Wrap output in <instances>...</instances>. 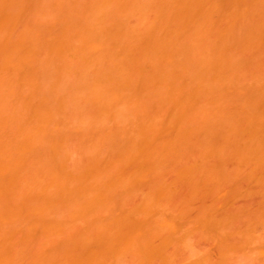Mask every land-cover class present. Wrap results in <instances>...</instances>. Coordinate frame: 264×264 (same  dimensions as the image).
Listing matches in <instances>:
<instances>
[{
	"label": "bare ground",
	"instance_id": "1",
	"mask_svg": "<svg viewBox=\"0 0 264 264\" xmlns=\"http://www.w3.org/2000/svg\"><path fill=\"white\" fill-rule=\"evenodd\" d=\"M10 1H12V0H0V23L2 25L6 24L7 26L5 25V27H8V28H6L8 30H9V27L12 30V28H11L12 26H14V25L17 26L16 24H18V21L20 23V17L23 13V10H21L20 7L23 8V7H25L24 3L26 5L29 3V2H27V0H22V1L19 0L20 3L18 2L19 5L17 6L16 9H20V10L17 11L14 8L17 5V0L16 1L13 0L12 2H10ZM24 1H26V2H24ZM115 1H118V0H115ZM121 1H123V2L120 3V5L124 4L122 9H124V7L126 9V7L128 6L130 8V11H131L132 8L129 5L133 4V7H134L135 3H132V2H134L132 0H121ZM121 1L119 0L118 3ZM129 1H131V3L127 4V2H129ZM137 1H135V2H137ZM154 1H156V3L158 4V5L156 4V6H158V8H159V9H157V7H156V10L154 9L155 10L154 13L156 14L158 19L159 18H161V19H159V23H157L156 21L151 22V20H150L151 24L147 20L146 21L149 24H145L144 20H143L144 24L142 23V21L139 22L138 23L139 27H141L140 24L146 25L145 27L143 26L144 29L143 28L140 29V31H142V29H143V32L137 31L138 27H136L137 28L136 30L133 27L134 30H132V32L128 33V36H125L126 33L128 32V30H126L127 26L122 27L123 23H121L119 21L118 26L120 25L119 23H121L120 26L122 28L120 27L119 28L120 30H115V29H118V26L116 27V25H117V23H116L117 20H116V22H115L116 25L115 26L113 25L114 28H112V29H114V31H111V32L108 30V28L106 29V27H104V26H103L104 29H103V27L101 29H99V27L102 24L99 27L97 26L98 28H96V26L93 25L94 27L92 26L93 27L92 28L90 26V24L92 23L91 21L89 24L90 28H88L87 26H84V25H87V24H84L83 26L86 28L85 29L83 28L81 30L80 25H77L78 24V22H77L76 25L79 26L78 28H80V30L82 31L81 32L78 29L79 30V33H78V32H76L78 30L75 31V28H74L72 22H71L72 25L69 22V25H71L73 27V31H75V33H76L74 35L73 34L74 32L70 31V30H72V29H70L71 26L69 27V25H67L68 24L67 21H65L67 23L66 25L69 27V31L71 32L70 37H72V34L74 35V37H76V35L77 36L81 35L79 38V41H78V39L73 37L76 40H72L71 41L72 43L68 44V46H67L66 43L68 42V40H67L68 38H66V34L64 33V32H66L65 29L68 28V27H66L64 29V32L62 31L63 29L56 30V32L57 31L61 32V35L64 33L62 35V37L59 36L61 38H64L65 41L62 39L64 42L60 39L57 40L55 37H50L52 35H50L48 38L49 33L47 35V38L49 40H51L53 38L51 40V42L55 46L52 43H51L52 44L51 45V44L43 42L44 45H46V44L49 45V46L46 45V47H48V48H46L44 50H46V51L48 49L50 51L56 50L61 55H63L62 53H64V52H61V51H63L62 48L66 44L67 49L64 46V50H65L66 54L68 52H70L71 49H72L71 52L76 54V56H75V54L73 55V54L69 53L68 54L69 59L71 57L70 55H72L71 60H73L74 56H75L76 58H80V61L81 60L83 61V63L81 62L83 65H87V67L89 66V68L91 65H93L92 66L93 68L92 67L91 68L94 70V72H96V74H94V76H95L93 79L94 82L92 83L93 84L92 87H95L94 91L92 93L93 94L92 98H94L95 103H98L96 105H99V106L102 105L104 110H105V108H107L106 110L113 109V110H111L112 113L113 112L115 113V111L118 110V112H116V114H118V113H123V115L125 113L129 114V116L128 115L126 116L127 117L126 119H124L125 117L123 118L125 121L131 116L132 112L134 113L132 115V117L135 118L136 123H135V120H133V118H129V119H131V121H129V119H128V124H125L127 126H126V128H124V132H122V130H123V129H121L122 126H121V128L119 127L121 129V132H122V133L121 132L120 133L123 135L125 134L124 139H126V137H127V140L119 141L121 139L118 140V138H116L117 136L114 137V138H116V139H114L116 141H113V145H114V143L120 142L116 146V147H118L120 145V147L118 148V151H117V152H119V150H120V152H119L120 154L119 153L117 154L116 153V150H117L116 147L115 148L113 147L114 149H112V150H114V152L117 154L116 155L117 159L115 160V158H116L115 157L112 160V162H109V163L113 164V162H115V163L119 162L117 164V166H119V164H121V165L119 166L120 168L119 167L117 169L115 168L117 170V171H115V173H112L113 176L115 177V179L109 178L110 176H108V170L114 171V170H112L113 168L109 169L110 164H108L109 168L106 167L107 165L105 166L107 168V171H106L107 172L106 177H108V178H106L107 181H109V182L112 181L111 182L112 186L113 185L116 186V183H117V186H118V184H121V186L129 185L131 188V186H134L135 184L140 183L141 181H144V179L147 178V176L149 177V175L151 176L153 173H157L160 175L161 174L160 172H162V171H164V169H166L167 164L169 162L175 161L176 162V168L174 166H172V169H176V171L174 170V172H175L178 180L188 181L195 186H198L200 184L206 185L208 183H213V182H215L216 185H217V183H220V182H221V184H218V185H222L223 182H225L224 184H229L230 180L233 179V178L230 179L232 174H234L233 176H235V172L236 173L239 172L242 167L247 169V171H248L247 177H248L250 183L256 182L258 179V171H260L264 167V63L259 62V56L262 57L261 53L263 52L262 50L264 48L263 47L264 46V0H158L160 2H158L157 0H154ZM14 2H15V6L13 4ZM150 2H153V0L152 1H149V0L143 1L142 0L139 3H137L138 5L136 8H138L139 13H141L142 11H143L142 14H144L145 12L148 13V10H149V13H151L150 8H148L151 4ZM11 3H12V5H11ZM21 3L23 4V6ZM110 3L112 4V0H102V3L101 4L99 3V4H100V7H102V5H103V7L104 6L108 7L110 5ZM118 3H116V4H118ZM114 4H115V2H113V5ZM6 5H8V6H6ZM12 6H14V7H12ZM31 6H27L28 8H26V7L25 8L27 10H29V9H31ZM117 6H119V4ZM121 6H120V8H121ZM154 6H155V4L153 6L151 5V7H152L151 11H154L153 10ZM9 7H12L11 9L14 8L13 9L14 11H10V9H7ZM25 8H23V9H25ZM147 8H148V10L144 12V10ZM26 9L24 10L23 15L25 14ZM117 9H116V11H117ZM125 9H124V11L123 10L122 11L124 12V14H127V13H125V11H126ZM7 10H9V11H7ZM89 10H90V8H89ZM101 10H103V9L101 8ZM134 10L133 11H134L135 15H133V12H132V14H131V15H133L132 17L140 15L138 13H135V12H137L136 11L137 9H134ZM16 11L19 13H17ZM106 11H108V10H106ZM122 11L119 10V12H116V13H121L120 15L122 16L123 15ZM14 12H16V13L14 14ZM127 12L129 13L127 15H130V12L128 10H127ZM154 13H153V15H154ZM101 14H104V12ZM120 15H117V16H120ZM148 15H146V17ZM153 15L150 14L151 17H153ZM142 16L143 15H141L139 18H142ZM16 17H18L19 19ZM26 17H27V15H26ZM139 18L137 19V17H136L137 20H142ZM148 18H145V19H148ZM27 19H29V17ZM154 19H155V15L152 18V21ZM158 19H157V21H158ZM62 20H64V18L61 19L60 21H62ZM73 20H75V19H73ZM8 21L11 22L12 24H10ZM29 21H30V19H29ZM29 21H27V23ZM60 21H59V23H60ZM8 23L10 25H8ZM22 23H20V24H22ZM1 24H0V26H1V28H3ZM74 24H75V22H74ZM113 24H114V22H113ZM134 24H136V26L138 25L136 22ZM153 24H156V25H153ZM19 25H18V27H19ZM66 25H64V26H66ZM18 27H16V28H18ZM81 27H82V25H81ZM1 28H0V32L3 30V29L1 30ZM131 28H132V26H131ZM14 29H15V27H13L12 31H14ZM27 29H31V31L30 30L27 31ZM123 29H125L126 32L121 31ZM127 29H128V27H127ZM29 31L32 32V28L29 27V25H28V28H26V26H24V36L26 35L27 32L29 33ZM33 31L39 32L38 30H33ZM69 31H68V34H69ZM129 31H131V30H129ZM3 32L5 33V29L1 33L5 36V34L7 32L5 34ZM21 32H22V28H21ZM121 32H122V34H121ZM12 33H14V32H9V34H7L5 37L7 39H8V37L10 38L9 35H11ZM35 33L36 32H32L31 37ZM1 34H0V36H1ZM42 34H43V32H42ZM42 34H41V36L43 37ZM12 35H11L12 40L15 43L17 42V44L19 43V46L21 44V47H23L22 43L24 45V42H27V40L29 39L28 42L26 43V44H29L30 39L34 38V37L31 38L29 36H28L29 38H27V36H25L27 38V40L25 39L26 40L25 41L24 36L21 34L22 36L21 35H20L21 37L17 36L16 38L18 40L15 38L16 39V41H15L13 39L14 36H12ZM27 35H29V34H27ZM53 35H55V33ZM35 36H36V34H35ZM56 36H58V35H56ZM39 38L40 37L38 36L37 39H39ZM41 38L38 41L40 43H38L36 39L34 41H35V43L37 42L38 44H40V48L43 49L41 47V41H42ZM43 38H44V40L46 39L45 36ZM73 38H71V39H73ZM5 39H3L2 37L0 38V40L3 44H6V41L8 42V40H11V39H8V40L7 39L5 40ZM3 40H5V41L3 42ZM53 40H56V41H53ZM13 41L11 43L9 41V43L6 44V45H8V48L11 46ZM34 41H32V42H34ZM76 41H78L77 45H74V43ZM32 42L30 44H32ZM2 43H0V44H2ZM9 44H10V46H9ZM30 44L27 45V48L26 47L25 48H19V46L16 45L18 48V51H19V49L21 50V52H22V54L20 53L21 55L24 54L23 53L24 49H26L25 53L28 52L27 50L29 49L28 47L30 46ZM44 45H42V46L44 47ZM16 46H14V47H16ZM35 46L33 47V45H31V47H33V48H35ZM56 46L58 47L59 50L56 49L57 48ZM36 47L38 48V50H36L37 48L33 49V50H32V48H30L31 50L28 53L33 52L35 50V53L37 54V52L39 51V46H36ZM49 47H51L52 50ZM53 47L55 50L53 49ZM8 48L6 46L5 47L3 46L2 49H7L6 52H8ZM11 48H9L10 49L9 52L11 50L13 51V49H11ZM22 49H23V51H22ZM68 49H70V50H68ZM0 51H1V53L3 52L2 50H0ZM14 51H13L14 53H17L16 49ZM46 51H44V52H46ZM53 51L50 54H53ZM48 52L46 54H48ZM57 52H55V54ZM76 52H78V53L81 52V53L78 56L77 55L78 53H76ZM17 54H15L16 55L15 57L19 59V56H21V55L18 54V57H17ZM55 54H54V56L58 55V53L56 55ZM1 55L2 54H0V56ZM7 55L10 57L12 62L16 61V60L18 61V63L16 62L18 66H16V63H15L16 67L13 65L14 62L11 63L13 65L12 68L17 69L19 67V69H17L15 71V73L16 72L18 73V75H17V73L15 74L17 76V79H15L14 76H11V74L14 75V73L12 71H10V69H8V68H10L9 65H8L9 67H5L4 69L1 70V67L3 68V64L1 65V63H2L1 61H3V58H1V57L6 56L5 54L0 57L2 59V60L0 59V62H1L0 63V71H1L0 75L4 74L5 69H8L9 70L8 74H7V70H6V73H5L6 75L4 74L5 75L4 77L6 78V76H8V77L10 76V78L7 77L8 80H11V77H13L12 79H14L16 81H14V80H12V81H13V83L16 84L18 81H22V79H23L22 77H25L29 73L27 74V73L21 72V71H23L22 69L25 68V66H23L25 61L24 62L22 61V64H21V63H19L21 61H19L18 59L12 60V56H10L9 54H7ZM12 55H14V54L12 53ZM29 56H30V54H28L27 58ZM31 57L34 58V56H32V55H31ZM31 57H30V60H31V62H33L32 61L33 59ZM59 57L62 58L63 56L62 57L59 56ZM65 57L67 58V55ZM5 59L6 60H4V61L6 62L7 59H9V58L5 57ZM25 59H26V57H25ZM25 59H23V60H25ZM27 60H29V59H26V63H28ZM66 62H67V59H66ZM101 62H102V64H100ZM103 62H104V66H103ZM26 63H25V65H26ZM20 64L22 65L23 68H20ZM99 64L102 65V66H100V68L102 67V69H99V71H98V69L96 70V68L99 67L98 66ZM4 66H6V65H4ZM30 67L31 66H29V69H28L29 71H31ZM24 71H25V69H24ZM20 74H25V76L20 77L19 76ZM0 77L2 79L4 78L3 76H0ZM19 77H20V79H19ZM1 78H0V82L2 80ZM8 80H6L7 83H8ZM12 81H11V84H13ZM4 82L5 81L1 82V84H0V87H1L0 93H2L1 95L3 96V98H5L8 95V94L4 95L6 92L2 91V90H5V88L3 89V87H5V85H6V87H8L7 83H4ZM9 83H10V81H9ZM23 83H25V81L20 83V84H23ZM2 85H4V86L2 87ZM11 87H12V85H11ZM11 87L9 86L8 88H11ZM7 90L8 89H6V91ZM11 90H13V89H11ZM3 92H5V93L3 94ZM13 94H11V95H13ZM23 95H24V93H23ZM30 97H31V95H29V98ZM25 99H26V97H25ZM27 99H28V96H27ZM27 99H26V102H24L25 100L23 101V105L29 103V101L31 100V99L30 100L29 99L27 100ZM0 100L2 102V97L0 98ZM5 100H7V102H8V100H10V99H5ZM10 101H9V104H12V103H10ZM3 102H4V100H3ZM106 104L108 105L107 107H106ZM110 104H113L114 107L110 106ZM29 105H30V103H29ZM32 105L34 106V104H32ZM32 105H31V107L29 106L30 109L33 108ZM104 105H105V107H104ZM156 105H159L157 110H156L157 107H155ZM2 106H4V104ZM2 106H0V108L2 109V111L0 109V112H1L0 117H2V115H3L2 112L3 113L5 112V110H4L5 108L3 109ZM11 106L9 107V109L11 108ZM28 106H27L28 109L24 108L25 111H29ZM109 106L111 109L109 108ZM122 106H123V108L127 106L126 108H124L125 110L127 108L129 109V107H130V109H132L131 110L132 112L129 113L128 110H126V112H124L125 111L124 109H123L124 111L122 112L121 111ZM22 107H25V106H22ZM102 107L100 106V109ZM117 107H118V109H117ZM151 107L153 108V110H152L153 112L149 111L151 109ZM35 108H36V106H35ZM97 108H99V107H97ZM164 108H168L167 109L168 112L166 111V109H165L166 112L164 111L166 116L163 114L162 109H164ZM12 109L14 110L13 106H12ZM36 109L39 110V108H36ZM36 109L33 111H36ZM13 110L11 111V114L15 113V111H13ZM33 111L31 109V112H29V113L34 115V117H36V114H37V117H38L39 112L37 113V111L36 112H33ZM41 111H43V110H41ZM161 111H162L163 115L161 114ZM7 112H10V111L8 110ZM11 114L9 113V115H11ZM26 114H28V112H25V114H22L20 116H25V117L28 116L29 120H31L29 117L33 118V116H31L30 114H28L27 116H26ZM45 114H46V112H45ZM15 115H17V114H15ZM43 116H45V115H43ZM47 116H50V115H47ZM47 116L45 118L41 117L40 120L38 118H34V119L36 121L38 119L41 123L44 119L47 118ZM9 117H10V123H12L16 118L15 116H13L14 118L12 119L11 118L12 115ZM9 117H8V114L6 115V117H5V115H3V118H6L5 120H7ZM116 117L120 118V116H118V115ZM116 117H115V119H117ZM48 118H50V117H48ZM11 119L13 121H11ZM20 119L21 118H19V120ZM28 119L26 118V121H23V123L29 121ZM34 119L32 120V122L34 121L32 123V125L34 124L33 126L35 128V125H38V123L35 124L36 121ZM41 119H42V121H41ZM138 119H139V121H138ZM5 120L3 122H6ZM16 120L18 123V121H19L18 117L16 118ZM45 121H47V120H45ZM118 121H119V119H118ZM3 122L0 121L1 127H2L1 123L3 124ZM7 122H9V121H7ZM14 122H16V121H14ZM47 122H44V123H47ZM50 122H52V121H50ZM116 122H117V120H116ZM20 123H21V121H19V124ZM44 123H42L43 126L41 124H39L38 125L39 128L44 127L45 126ZM131 123H133V126ZM7 124H5L4 126L9 127L10 124L9 125H7ZM13 126H15V125H13ZM18 126L21 127V125L17 124V128H18ZM23 126L24 125H22V127ZM117 126H120V125L117 124ZM117 126H116V128H117ZM22 127L20 129H24L25 126L23 128ZM104 127H105V125H104ZM130 127H134V128H130ZM3 128L4 127H2V129ZM27 128L25 127V129H27ZM30 128H32V132H30V130H29ZM36 128H37V126H36ZM44 128L46 129V127H44ZM127 128H129L130 130H128ZM6 129L7 128H5V130L0 129L1 131H5L4 133L0 132L1 134H3V136L7 133ZM29 129H27V130H29L28 132L30 134L32 133L29 136H31L30 138L33 140V138H34L33 136H35L36 131L34 132L33 127H29ZM50 130H52V129H50ZM117 130H118V128H117ZM117 130H116V132H117ZM19 131L20 130H18L17 133L15 132L17 134V138L20 135L19 134L20 132H22V135H20V137H23V139H24V136L28 138V135H27L28 132L25 134L26 130H25V132L24 131L19 132ZM37 131H38L37 133L41 134V136H42V133L40 131H42V132L44 131V133H46L44 129L43 130L40 129V131L38 129ZM127 131H129L130 133ZM23 132L25 135L23 134ZM33 132H34V135H33ZM116 132H115V134H116ZM125 132H127L129 134V136H127V133H125ZM11 133H13L14 137L16 136V134H14V128L12 129ZM37 133H36V135H37ZM120 133L117 132V134H120ZM8 134L10 135L9 132H8ZM39 134H38V136H40ZM62 134H63V132H62ZM113 134L114 133H112V135ZM0 136H2V135H0ZM6 136H7V134H6ZM38 136H35V137H38ZM7 137H9V136H7ZM14 137L13 138L10 137L11 138L10 142L14 139ZM40 137H38L39 138L38 142H40V140H41ZM4 138H5V136L3 137L2 141H0V145L3 146V143H5V140H6V143L4 144V146L7 144L5 147V149H6L10 142L8 143L7 141H9V140H7L6 138L4 140ZM17 138H16V140L19 142L22 139L21 138L18 140ZM27 138L24 139V141L25 140L28 141ZM38 138H36V140H38ZM41 138H43V137H41ZM23 139H22V142L20 144L19 143L16 144V145L19 144L18 145L19 148H17L18 146L13 145V143L17 142L15 140H14L15 142L12 141L13 143L9 144V147L6 149L8 151L4 150L5 151L4 152L3 147L1 148L2 152H0V153L1 154L4 153V155L5 154L6 155L5 156L0 155V156H2V157H0L1 159L4 160V158H5V160H4L5 163L2 162L3 160L2 161L0 160V162L2 164L9 163L7 165L9 167L13 166L12 168L11 167L10 168L14 172H15V169H17L16 171L19 170V172H20L21 170L18 169L17 166H19V168L22 166L24 167V165L21 166V163H26V161L21 162V160H19V159H24L23 156H21L22 158H19V155H20V151H22V149H24L23 147L27 146V145H25L26 141L24 142ZM108 139H109V137H108ZM32 140H31V143L27 142V143H30L31 146H33ZM112 140H113V137L111 138V141ZM128 141H129V144H128ZM23 142H24V144H22ZM38 142H36V143L38 144ZM50 142H51V139H50ZM53 142L55 143V141H53ZM121 142H123V143H121ZM122 144H124V145L126 144V146L124 147V145H122ZM113 145H111V146H113ZM127 145H129V146H127ZM31 146H28L27 148H29V147L31 148ZM14 147H16L15 150L17 149V151H15V152L17 154H19L17 156V158L14 160L17 161V159H18L21 162L20 164H18L19 162H16L13 160V158H15V157H12L11 154L14 155V152H11V154L9 153ZM20 147H22V148H20ZM54 147H56V145ZM10 148H11V150H10ZM48 148H49V146H48ZM64 148H65V146H64ZM123 148H124V150L122 152ZM18 149L19 150L21 149V150L18 152ZM34 149L35 148L33 147V150H32L33 152H34ZM53 149H55V148H53ZM51 150H52V148L50 146V151ZM27 151L29 154H30V152H32L28 149H27ZM27 151H25V149H24V152H26L24 154L27 155ZM110 151H111V149H110ZM53 152L55 153V151H53ZM22 153H23V151L21 152V154ZM185 153H190L191 156H193V154H195L197 156V158H195V160L192 159L191 161L182 163L178 160V158H179V156H181ZM7 154L9 155V160H8ZM52 156H53V154H52ZM96 156H97V153H96ZM108 156H109V154H108ZM110 156H112V155H110ZM114 156H112V158ZM106 157H107V155H106ZM228 157H230L234 160V164H235V168H236V171L234 173L233 172L231 174L229 173L230 178H229V175L225 174L226 172H224V170H226V169H223L224 167L222 168L223 164L221 163V160L223 158H228ZM10 158L14 162L11 161V163H10L9 162L11 160ZM25 158H26V156H25ZM54 158L56 159V156H54ZM6 159H7V161H6ZM101 159H103V158L101 157ZM101 159H100L101 162L99 165L103 167L104 165H101V163H102ZM58 160H59V157H58ZM59 161H60L59 163H61V160H59ZM103 161H106L105 158L103 159ZM108 161H110V159ZM53 162H54V164H53ZM55 162H57V160L54 161V159H53L51 164H53V165L58 164ZM91 162L92 163H90V161H89V163L92 164L93 167H91V166H89V167H91V169L93 168L96 170L95 171L93 170L94 171L93 172L89 167H87L88 173H83V172L80 173L78 171L79 174H81L80 177H79L78 173H77L78 175L76 174V176H75V174H73V176H74L73 177L72 173L74 171L71 173L69 170V172H70V174H69L68 171H65L66 170L64 168L65 165H64V167H61V165L58 164L60 166L57 165L56 167L52 166V168H50L52 173H53L52 170L54 168L55 169L57 168L56 170L59 171V173H57V171L54 170V173L52 176L55 179L52 176H49L50 175V173H49L50 169L48 172V174H49L48 177L51 180L53 179L54 182H52L50 179H47L48 180L47 181L48 183H47V182L43 181L42 178H40L42 176H39V178H38L39 180H36V179L35 180L38 182L41 179V181L43 183H45V185H44L45 189L47 188L48 185L50 186L51 183H49V181H51L53 183V187H52V185H51V187L54 188L56 186L57 189L56 188L55 189L59 190L58 193L67 187L66 189H64L65 191L63 190V194L66 192H67V194L68 193L71 194L73 197L71 195H68L71 197H67V198H70L71 200H72V198L75 199L74 195L76 193H74V195H73V192H75L77 190L76 187H78V191L81 190L83 192L79 191V194L77 193L79 197L75 195L76 199L79 198V200H81L83 198L85 201V202L83 201L84 204L88 202L85 199L87 196L86 193L88 192V190H85V189H87V187H88L89 191H92L95 187L93 192L96 191L95 192L96 194L92 197L90 196L91 194L88 195V197L90 196V198H88V200H89V204H91V207L86 206L89 204H85V205L82 204L81 205V201L83 199L81 201H79L80 202L79 204L83 208V212L86 209L92 208L91 210L87 211V212L91 211L90 212L91 215H89V216L92 218V215L95 214L94 212H97L100 208L103 210L102 204L99 203V199H100V202H102V199L104 200V198H105L102 194L103 190L112 188V186H111V184H109V182L107 183V181H105L106 179L104 180L105 182L102 181V179H104L105 176H104V178H102L103 175L101 173H100L101 180L98 179V181H102V182H99V183L97 182L96 178H97V176H98V178H100V175L99 174L98 175L97 174L92 175V172L95 174L98 172V170H99V172H101L102 170L100 171V169L104 168V170H105L106 168L105 167H103V168L99 167L97 170V168H94V163L96 161H94V162L91 161ZM98 162H96V164ZM13 163L15 164V166ZM103 163L106 164V162H103ZM122 163L124 165H122ZM10 164H12V165H10ZM49 164H50V162H49ZM62 164H63V162H62ZM7 165L4 166L6 169L3 167V165L0 166V168L1 167L4 168V170L2 169V172L0 173V179H1L0 182L2 184L6 181L7 176L9 179L13 178L15 176L14 172L12 173V170L9 169L7 167ZM49 166H48V168H49ZM115 166L116 165H114V167ZM121 166L127 167V168L125 169ZM59 167H60V169L64 168L65 170H63V169L59 170ZM96 167H97V165H96ZM84 168H86V166H84ZM235 168H234V170H235ZM7 169H9L11 173L10 172L7 173V171H9ZM68 169H69V167H68ZM127 169H129V170L127 171ZM5 170H7V171H5ZM120 170H122V171H120ZM0 171H1V169H0ZM3 171L6 172V174ZM45 171H46V169H45ZM61 171H63L62 172L63 174L61 173ZM76 171H75V173H76ZM89 171H91V174H89L90 173ZM124 171H127V172H124ZM84 172H87V170L84 169ZM121 172L123 173L122 177H121V175H122ZM109 173H110V171H109ZM118 173L121 175L119 176ZM57 174L58 175L62 174L63 177L61 175L57 176ZM86 174L89 177V179L91 180L90 183L85 182V181L89 180L88 177L86 176ZM9 175L11 177H9ZM12 175H13V177H12ZM16 175L19 176L20 174L18 175L16 173ZM33 175H34V177L31 176V179L35 178V174H33ZM64 175H66V176L69 175V178L64 177ZM70 175L73 179H71ZM104 175H105V173H104ZM109 175H111V174H109ZM22 176H24V174H22ZM82 176H84V177L86 176L85 178H87V179L85 180V178L84 177L82 178ZM91 176H95V179ZM1 177H3V178H1ZM48 177H45V178H48ZM57 177L59 179L62 178L61 180H64V182H65V180L67 181V179H68V181H67L68 185H67V182L65 183L66 185L63 182V184H64L63 185L62 182H60L61 180L57 179ZM76 177H78V178H76ZM111 177H112V175H111ZM80 178L84 183L82 181H80ZM92 178H93V180H92ZM4 179H5V181H3ZM13 179H11L12 181L11 180L10 181L11 182L15 181V179L14 180ZM56 179L59 180V182L55 181ZM70 179H71V181L75 180V183H72L71 181H69ZM108 179H110L111 181ZM76 180H78V181H76ZM159 181L158 180L156 181L157 184L162 183L161 181L160 182ZM26 182H27V180H26ZM33 182H35V181H33ZM55 182H56V184H61V186L55 185L54 184ZM81 182L83 185L85 183H88V184L84 185V186H86L85 189H84V186H82V184H80ZM6 183H4L3 186H5V184L8 185V183H9L8 180ZM21 183L22 182H20L19 184H21ZM69 183H70V186H69ZM100 183H103V185H101L103 187H100L99 185H97ZM2 184H0V185H2ZM9 184H11V183H9ZM15 184H17V183H15ZM29 184H31V183H29ZM37 184H39V183H37ZM78 184L80 186H78ZM104 184H107L106 189H105ZM163 184L164 183H162L161 185H163ZM205 185H203V186H205ZM71 186L76 188V189L73 190L74 188L72 189ZM14 187L15 186H13V188ZM19 187H21V186H19ZM59 187H63V188L61 189ZM92 187H93V189L90 190V188H92ZM96 187H98V188L96 189ZM99 187H100V190L102 189L101 191L99 190ZM1 188H2V186H1ZM9 188L7 187V189L6 188H4V189H6V191H9V190H11ZM21 188H23V186ZM21 188H19V189L21 190ZM29 188H30V186H29ZM35 188L34 189L30 188V189L34 190V192H35ZM81 188H83V190ZM24 189H25L24 191H26V187ZM43 189L44 188H43V184H42L41 190L43 192H41V196H43V198H44V195H47L49 192L48 193L46 192L47 193L46 194L44 192L45 190H43ZM159 189L161 191L165 188H163V189L159 188ZM20 190H18V192ZM32 190H30V191H32ZM69 190L70 191L72 190V191L70 192ZM84 190L86 193L84 192ZM263 190L264 189H262V194L264 193ZM22 191H23V189H22ZM163 191L166 192V190H163ZM163 191H161V192H163ZM0 192H1V189H0ZM36 193H38V192H36ZM82 193H85L86 195L82 194ZM60 195L62 197L65 196V194L63 196L62 193ZM82 195H83V197H81ZM0 196H3V195L0 194ZM11 196H12V194H11ZM14 196H15V194H14ZM46 197L47 196H45V198ZM102 197H104V198H102ZM45 198H44V200L46 201ZM1 200H3V199H1ZM41 200H42V198H41ZM44 200H43V202H45ZM47 200H48V198H47ZM29 203L30 202H28V204ZM102 203L104 204V202H102ZM106 203H105V205H106ZM11 204L12 203H10V205ZM47 204L45 203V206ZM98 204H100L102 207L99 206L100 208H98V206H97ZM22 207L25 208L26 204H23ZM28 207H26V209ZM43 207H44V205H43ZM84 207H86V208L84 209ZM95 207L98 209L97 211H95ZM16 208H18V207H16ZM31 208H30V211H32ZM147 208H149V207H147ZM40 209L43 212V209L39 208V211H40ZM79 210H82V209H79ZM100 210H99V213H100ZM143 210H144L143 211V213H144L143 218L148 213H151L150 211L148 212V210L145 208H143ZM4 211H7V209ZM4 211L2 212V214L0 212V222L3 221L1 219H4L3 218L4 217V215H3ZM23 211L25 212V210H23ZM23 211H20V213H22ZM30 211H27V212H30ZM34 211H36L37 213H35ZM34 211H32V212L35 215L36 214L38 215V211L37 210H34ZM42 212L39 213L38 216H42ZM92 212L94 214H92ZM104 212H102V214ZM20 213H18V214H20ZM78 213L81 214L80 211H78ZM90 213H88V214H90ZM153 213H154V211H153ZM8 214L9 213L7 212L6 213L7 217L8 216L10 217V215L11 216L13 215V213H11L9 215ZM14 214H17V212ZM85 214H87L86 211L84 212V215ZM88 214H87V216H88ZM109 214H111V213H109ZM28 215L30 216L29 213L27 214V216ZM84 215L82 213L81 217H84ZM124 215L121 216V214H120L118 216V218L115 216L116 219L113 218L115 221L110 218V217H113L112 214L108 218V213H107V216H106L107 219L105 216L99 217V215H98L96 217L97 218L96 221H95V219H93L92 223L88 224V226H86V228L92 227L89 229L92 231V232L90 231L91 234L89 233V230L86 229V231H88L89 234H86V233L84 234L83 232H81V234L79 235V238L83 239V240H81L82 243H84L85 241L87 242L88 248L85 251V254H84L85 257H83V256H81L79 258L76 257V260H77L76 264H113L112 262H115V260L110 261L112 258V255H114L111 251H113L112 249L115 250V248L118 247L117 244L119 245L122 242V239L125 236V234L128 235L131 233L130 235H132L134 233L133 234L134 238L137 241H139V242H137V241L135 242L136 245H137V243L140 244V240H142V237H143V239L147 238V237H144V235L148 231V229L150 231H151V229L146 227L147 225L146 226L145 225H143V226L138 225L137 223L141 224L140 223L141 220H140V222H139V220L137 222H135L134 219L132 220V218H134L135 216H131V215H135V214H131L130 215L131 217L128 216L129 214L127 215V213ZM14 216H16V215H14ZM38 216H36V217H38ZM87 216L83 219H88L89 217H87ZM136 216H138V215L136 214ZM7 217H6V219H7ZM16 217H18V215ZM32 217L34 218L33 214H32ZM104 217H105V220L102 219ZM40 218L41 217H39V219L37 218L38 222L41 221ZM146 218H147V216H146ZM9 219H7V220H9ZM37 219L35 218L36 221H37ZM31 220H30V222L33 221V220L32 221ZM24 222H26V221L24 220ZM24 222H23V225L25 224ZM30 222H28V223H30ZM43 223H45V222H42L41 225L39 223H37L38 225H36V222L33 223L35 225L29 224L27 231L19 230V231L24 233L22 235H21V232L19 234L18 231H16L17 233H14L15 231H13V233L16 235H14L12 233H6V232L2 231L4 229H2L3 227L1 228V226H0V229H2V230H0V264H14V262L16 263V261H19L16 264H19V263L20 264H26L25 262L28 259H26L27 253L25 254V251H26V249L28 251L30 249H32L31 248V246L33 245L32 241L33 242L35 241L36 236H37L36 240H38V233H39V235H43L44 237L46 236V239L48 236L50 237L53 233L56 234L57 233L56 231H58V233H59L60 230L57 229V230H54L55 232H53V229L49 228L47 223H45V224H43ZM9 224H11V223H9ZM23 225H22V227H23ZM82 229H84V227ZM153 230H155V229H152L151 234L149 232L147 233L149 235L148 237L150 238L148 240H151V238L153 239V237H150V236L152 234H154V232H155L154 235L159 233V231L157 232L156 230L155 231H153ZM60 233H62V230ZM18 234L20 235V237L17 236ZM147 234H146V236H147ZM135 235H137V236L143 235V236L140 237L141 239L138 237L139 238V240H138L137 237H135ZM15 236H17V238L19 237L18 242H17L19 245L17 244V246H20L21 242H22L21 244L23 245V246L21 245L22 247L21 246L19 248L17 247L18 248L16 250L17 252L15 250H13V248H12L14 245L16 246V244H14V242H16V240H17L14 238ZM133 236H131V238ZM20 238H21V241L19 242ZM126 238H127V236H126ZM115 239H117V241H118V239H120V240H119V242L116 241L117 243H115L114 242ZM127 239H129V237ZM12 240H13V243H12ZM164 240H166V242ZM164 240L161 243L163 246H159V247H164L166 244H168L167 239H164ZM30 242H31V244H30ZM111 242L112 243L114 242L116 244L115 247L113 246L114 248L112 247V245L114 243L112 244ZM122 243H124V242H122ZM141 243L142 244H140V246L141 245L143 246V249L141 252H143V250H144L143 255L145 254L144 256H145V260L147 261V264L156 263V261H157L156 259L153 262L154 256L156 253L158 254L159 251H160L159 255L162 254L161 251L163 250V248L156 247V245L154 246L151 243H150L151 244L150 245L148 242L146 243L145 241H143ZM11 244H14V245L12 246ZM128 245H130V244H128ZM133 245H131L134 247V248L132 247L133 250L135 248L137 249L138 246L135 247V244H133ZM120 246L122 248V246H124V245L120 244ZM29 247H30V249H29ZM111 247H112V249H111ZM119 249H116V250L118 251ZM124 249H126V247ZM18 250H20V251H18ZM122 250L123 249H120L121 252H119V254L122 253ZM110 252L112 253V255H110ZM114 253H116V252H114ZM23 255H24V257H23ZM149 255L153 256V257H150ZM118 257H119V255H118ZM147 257H150V258H147ZM105 258H109L110 260L108 261ZM116 258L114 257V259H116ZM151 258H152V260H151ZM155 258H157V257H155ZM32 259L30 261L28 260L27 264H29V262H30V264H45V261H46L45 258L43 260L41 258L35 259L32 257ZM147 259L148 260L150 259L151 261H148ZM22 260L24 261V263L22 262ZM158 261H159V264H161L160 263L161 260L159 259ZM46 263L48 264V262H46ZM69 264H73V263H69Z\"/></svg>",
	"mask_w": 264,
	"mask_h": 264
},
{
	"label": "rangeland",
	"instance_id": "2",
	"mask_svg": "<svg viewBox=\"0 0 264 264\" xmlns=\"http://www.w3.org/2000/svg\"><path fill=\"white\" fill-rule=\"evenodd\" d=\"M12 1H10V2H12ZM20 1H22V0H20ZM118 1L112 0V4L110 3V5L108 7H106V6L103 7V5H102V7H100V4L102 3V0H97V1L96 0H92V1L91 0H27V2H29V3L27 5L24 3V5H25L26 8H28L27 6H31L32 5L31 9L27 10L25 7H23V8L26 9L25 14L23 15L25 9L20 7L21 10H23V13L21 12L23 16L21 15L22 18L20 17V23H22V22L23 23L20 24L19 21H18V24H16L17 26L14 25V26L11 27L12 30H13V27H15L16 30L14 29V31H12L10 29V27H9V30H10L9 31L8 29H6L8 27H5L6 24L5 25L3 24L4 25L3 26L0 23L2 25V27H3V28H1V26H0L1 30L5 29V33L7 32L6 34L3 32L5 34V36L7 34H9V32H14V33H12L13 35L12 34L11 35L14 36L13 39L15 41L17 39L16 38L17 36L18 37H21L22 35L24 36V26H26V28H28V25H29V27L32 28V32H36L35 33L36 36H35V34H33L32 37H34V38L36 37L35 39L37 40V42L42 37L41 36L42 32H43V34H42L43 37L45 36V38H46L45 39L46 41L44 40L43 37L41 38V40H42L41 41V47L43 49H41L40 48V44H38L40 42H38V43L36 42L38 44L37 45L35 43V41H34L35 40L34 38L30 39V41H29L30 43L32 41H34V42H32V44L29 43L30 46L28 47L29 49L27 51L29 52L31 50L30 48H32V50L36 49L37 48L36 46H39V51L38 52L36 51L37 54L35 53V50L33 52H30V53H28V52L25 53L26 49H24L23 53L25 55L24 54L21 55L22 54L21 50L19 49V51H18V48H17V46H19V43L18 44H17V42L15 43L12 40L11 35H9L10 38L7 36L8 39H11L13 41V43H12L13 45L11 44V46H10V44H9V46H10L9 48H11L13 46L11 49H13V51L16 49V52L19 55H21V56H19V59H18V58L15 57L16 56L15 54H17V53H14L15 51L13 52L12 50L9 52L10 49L8 48V45H6V44L9 43V41H10V43L12 41L8 40L3 34H1L3 30L0 32V34H1L0 38L2 37L3 39L6 38L8 40V42L6 41V44H3L1 42V40H0V43H2V44H0V46L2 45L1 46L2 48H3V46L4 47L6 46L8 48V52H9V53L6 52L7 49H2L0 47V50L3 51L2 53L0 51V54H2V55L5 54L6 55L4 57L2 55H1L2 57L0 56L1 58H3V61L6 60L5 57L10 59V57L7 54L12 56V60L18 59L19 61H21V62H19L21 64H22V61L23 62L25 61V63H26V59H29V60H27L28 63H26V65H25V63L23 64V66H25L24 69H25L26 72L24 71V69H22L23 71H21L22 73L24 72V73H27V74L29 73V74L26 75V76H25V74H20L19 75L20 77H22V76H25V77H22L23 79L21 78L22 81H18L17 80L18 84L17 83L16 84L13 83V81H12V80H14V79H12L13 77H11V80L7 79L8 76H6V78L4 77L6 75L5 74L6 70H7V74H8V71H9L8 69H10V71H12L14 73V75L11 74V76H14V78L17 79V76L15 75L17 72L15 73V71L17 69H19V67L17 69L16 68H12V67H13V65L15 66V63L16 62L18 63V61L17 60L13 61L14 62L13 63L11 61V59L10 60L7 59V61H6L7 63L5 61L4 62L1 61L2 63L0 62L1 65L3 64V68L1 67V70L4 69L5 67H9L10 66V68L5 69V72H4L5 75L4 74L0 75V76L4 77L3 79L0 77L2 79L1 82L5 81L4 83H7L6 80H8L7 86L11 87V85H12L11 88L6 87L5 84H4L5 87H3L4 85H2L3 89L5 88V90H2V91L6 92V93L3 92V94L5 93L4 95H6V94L9 95V96L7 95L8 97L4 96L5 98H3V96L1 95L2 93H0V98L2 97V102L0 100V104H1L0 106H2L4 104V106H2V107H3V109L5 108L4 109L5 112L4 113L2 112V114L5 115V117H6L7 114H8V117L12 115V117H11L12 119L14 118L13 116H15L16 118L18 117V120H19V118H21L19 120V121H21V123L19 124V121L17 123L16 118L14 120L16 122H14L11 119V121H13V122L10 123V117L7 120H5L6 118H3V115H2V117H0V119L2 118L0 121H2V122L4 120L6 121V122H3V124L1 123V125H2V127H4L3 128L4 130H5V128H7L6 129V132H7L6 134L9 137H7L6 134L4 136H5V138L7 140H9V141H7L9 143L10 140H11L10 137H12V138L14 137L13 133H11L13 128H14V134H16L18 132V130L24 131V132L26 130L25 134L29 130H30V132H32V128L29 129V127H33V130H34V132L36 131V133L38 132L37 131L38 129H39V131H40V129H42V130L44 129L45 132H46V133H44V131L43 132L40 131L42 133V136L39 133H37V135L35 133V136H38V134H39L41 137H43V138H41L40 136H38L41 139L40 142H38L39 141L38 137L33 136L34 132H33V135H32L34 137L33 140L30 138L31 136H29L32 133L30 134L28 132V134H27L28 138L24 136V139L27 138V140H28V141L25 140L26 141L25 145H27V146L23 147L25 149V151H27V149L32 151L33 147L35 148L34 152L33 151L30 152V154L27 151V155L29 154L28 156L26 154H24V153H26V152H24V149H22V151H23L22 154H21L22 151H20L21 149L20 150L18 149V152L20 151V155H19V154H17L15 152V151H17V149L15 150L16 147H14L12 150L10 148L11 151L9 153L11 154V152H14V155L11 154L12 157H15V158H13V160L16 159L18 155H19V158H22L21 156L24 157V159H19V160H21V162L26 161V163H21L18 159H17V161L14 160L16 162H19L18 164L21 163V166L24 165V167L22 166L20 168H19V166L16 165L18 167V169H20L22 172L21 171L19 172V170L16 171L17 169H15V172H14L11 169L13 166L12 167L10 166L11 167L10 168L7 165L9 163L6 162L7 164H2L0 162V166L3 165V167H4V166L7 165V167L12 170V173L14 172V175H15L14 177L15 178L13 177V175H12V177L16 181V182L15 181L11 182L12 181L11 179H13V178L9 179L8 176L6 175L7 179H6V181H5V179L3 180V181H5L4 183H6L7 180H8V182L11 183V184L8 183V185H6L7 184L6 183L5 186H3L4 183L2 184L0 182V184H2V185H0V189H1L0 194L4 196V197L0 196V198L2 197L1 199H3V200L0 199V202L2 203V204L0 203V205H1L0 206L1 214H2V212L4 210L7 209V211H4V214H3L4 215V217H3L4 219H1V220H3L2 222L4 224L2 222H0V224H1L0 226H1V228L3 227L2 229H4V230H2V229H0V230L4 231L6 233H12V234L17 233L16 231H18L19 234H20L21 231H19V230L27 231V228H28L29 224L31 225V224L36 222V225H38L37 223H39L41 225L42 222H45V223H47L49 228L53 229V232H55L54 230H57V229L60 230L59 233H58V231H56L57 232L56 234L53 233L50 237L48 236L47 239H46V236L44 237L43 235H39V233H38V240H36L37 239L36 238L37 236H36L35 237V241L34 242L32 241V244H33L31 246L32 249H30V247H29L30 250L28 251L26 249L27 252L25 251V254L27 253V255H26L27 258L26 259H28L30 261L32 259V257L35 258V259L36 258L37 259L41 258L43 260L45 258V260H46L45 264H47L46 262H48V264H69V263L76 264L77 263L76 257L77 258H79L81 256L85 257L84 254H85V251L88 248L87 242L85 241L84 243H82L81 240H83V239L79 238V235L81 234V232H83L84 234L85 233L86 234H89V233L91 234L92 231L89 230V229L92 228V227L86 228V226H88V224H91L93 219H95V221H96V219H97L96 217L98 215H99V217H101V216L102 217L103 216L106 217L107 213H108V218L112 214L113 217H110L112 220L116 219V217L118 218V216L120 214H121V216L126 214V213H127V215L129 214L128 216H130L131 214H135V215H131V216H135L134 218H132V220L134 219L135 222H137L138 220L140 222V220H141V222H140L141 224L137 223L138 225H142V226L143 225H145V226L147 225L146 227L150 228L151 231H152V229H155L157 232L159 231V233H157L156 235H154L155 234V232H154V234H152L150 236V237H153V239L151 238V240H148L150 238L148 237L149 235L147 233L149 232L151 234V231L149 229L144 235V237H147L146 239H143V237H142L143 235L142 236L135 235V237H137L138 240H139L140 237H142V240H140V244H142L141 242L145 241L146 243L148 242L149 244L151 243L154 246L156 245V247H159V246H163L161 243L163 242L164 239H167L168 244H166L164 247H159V248H163V250L161 251L162 254L159 255L160 251L158 252V254L157 253L155 254L153 262H154L155 259L157 261L154 264H157V263L159 264V261H158L159 259L161 260L160 261L161 264H264V193L262 194V189H264V167L260 171H258V179L254 183H250V181H249V179L247 177V174H248L247 169L242 167L240 169V171H239L240 173L239 172H237V173L235 172L236 168H235L234 160L232 158H230V157L223 158L221 160V163L223 164L222 168L224 167L223 169H226V170H224V172H226L225 174L229 175V178H230V174L232 172L233 173L235 172V176L236 175L237 176L235 177V176H233L234 174H232L233 177L231 176L230 179H232V178L233 179L230 180L229 184H224L225 182H223L224 185L223 184L222 185H218V184H221V182L217 183V185L215 184V182H213V183H208L206 185L205 184H202V185L200 184L201 186L200 185L195 186V185L191 184L188 181H180V180H178V178H177V176H176V174L174 172V170L176 171V169H172V166H174L176 168V162L175 161L169 162L167 164L166 169H164V171L160 172L161 173L160 175L157 174V173H153L152 174L153 176L152 175L151 176L149 175V177L147 176V178H145L144 181H141L140 183H137L134 186H131V188H130L129 185L121 186V184H118V186H117V183L115 181L114 182L116 183V186L115 185L112 186V184H111L112 181L110 179H108V180H110L111 182L107 181L106 178H108V177H106L107 176L106 175V173H107L106 172L107 171L106 167L109 166L108 164H110V166H109L110 168L109 167L108 168L109 169L113 168L112 170H114V171L108 170V176H110L109 178H114V179H115V177L113 176L112 173H115V171H117L116 169L121 165V164H119V166H117V164L119 162L118 163L113 162V164L109 163V162H112V160L120 152V150H119V152H117L118 148L120 147V145L118 147H116L117 144H119L120 142L119 143H114V145H113V141H116V140H114L116 138H118V140L121 139L119 141L127 140V137H126V139H124L125 134L123 135L121 133L124 132V128H126V126H127L125 124H128V119L129 118H133V120H135V118L132 117V115L134 113L131 111L132 109H130V107L128 106L129 109L127 108L126 110H128L129 113L132 112V114L126 120L127 121L126 122L124 119H126L127 118L126 116L127 115L129 116V114L125 113L124 114L125 116L123 115V113L116 114V112H118V110L115 111V113L114 112L112 113L111 110H113V109H111L110 106L114 107L113 104H110V106H109V108L111 110H106L107 108H105V110H104L102 105H100L102 107L100 109V106L96 105L98 103H95L94 102V98H92L93 97L92 93H93L94 88H95V87H92V85H93L92 83L94 82L93 81V79L95 77L94 74H96V72H94V70L92 69L93 65H91L90 68H89V66L87 67V65H83L82 64L83 61L82 60L80 61V58H76L75 57L76 54L71 52L72 49L71 50L68 49V50H70V52H68L66 50L68 52L66 54V52L64 50V46L66 47V44L68 46V44L72 43L71 42L72 40L78 39V41H79V38H80L81 35L80 36L76 35V37H74V35L76 34L75 31L78 30V29L80 30V28H81V30L83 28L85 29L86 27H84V26H87L88 28H90V26L92 27L93 25H95L96 28H98L102 24L99 27V29H101L104 26V27H106V29L108 28V30L111 32V31H114V29H112V28H114L113 25L115 26L116 23H117V25H116V27H117L118 26V22L120 21L124 25V26L122 25V27H125V26L128 27V29L126 27V30H128V32L125 35V36H128V33L132 32V30H134L133 27L135 28V30L137 29L136 27H138L139 30L137 29V31L143 32V29H144V27L146 25L140 24L141 27H139V24H138L139 22L142 21V23H143V20H144L145 24H149V23H147V21L150 22V20H151V22H155L156 21L157 23H159V19H161V18L158 19L156 14L154 13L155 10H156V7H157V9H159L158 6H156V4H157L156 1H154V0H153V2H150L151 4L149 3L150 6L148 7V8H150V12L151 13H149V10L147 8V9L144 10V12L148 10V13L145 12L144 14H142L143 11L142 12L140 11L141 13H139L138 8H136L137 5H138L137 3H139L142 0H138L139 2L137 0H132V1H134L132 3L136 4V5L134 4L135 8L133 7V4L129 5L132 8L131 11H130V8L128 6L127 7L129 9L127 7L125 9V7H124V9L126 10L125 13L129 14L127 12V10H128L130 12V15L124 14V12H123L124 9H122L124 4H121L122 6L120 5V3H122L123 1L120 0L121 2H119V3H118ZM135 1H137V2H135ZM149 1H152V0H149ZM18 2H19V0H17V5L16 6H15V2H14L13 4H14L15 7L14 6H12V7H14L16 9L17 6L20 3V2L19 3ZM24 2H26V1H24ZM113 2H115L114 5H113ZM158 2H160V1H158ZM116 3H118L119 6H117L118 4H116ZM130 3H131V1L127 2V4H130ZM154 4H155V6L153 7V10L154 9L155 10L151 11L152 10L151 5L153 6ZM11 5H12V3H11ZM6 6H8V5H6ZM22 6H23V4H22ZM120 6H121V8H120ZM12 7H9L7 9H10V11H14L13 10L14 8L11 9ZM116 7L117 8L119 7L118 9L121 10V11L123 10L122 11V13H123L122 16L120 15L121 13H116V12H119V10ZM89 8H90V10H89ZM101 8L103 10H101ZM116 9H117V11H116ZM134 9H137L136 10L137 12H135V13H138L140 15L132 17L133 15H135L134 14V11H135ZM16 10L19 11L20 9H16ZM106 10H108V11H106ZM7 11H9V10H7ZM16 12H14V14ZM103 12H104V14H101ZM132 12H133V15H131ZM152 12L155 15V19L153 21H152V18L154 17V15H153ZM17 13H19V12H17ZM150 14H152L153 17H151ZM26 15H27V17H26ZM117 15H120V16H117ZM141 15H143L142 18H139ZM146 15H148V16L146 17ZM28 17H29L31 22L29 21V19H27ZM136 17H137V19L139 18V19H142V20H137ZM16 18H18V17H16ZM63 18H64V20L60 21ZM145 18H148V19H145ZM73 19H75V20H73ZM157 19H158V21H157ZM116 20H117V22H116ZM27 21H29V22L27 23ZM59 21H60V23H59ZM65 21H67L68 24ZM90 21L92 22L91 23L92 25L90 24ZM69 22H70V24L72 22V24H73V26L75 28V31H73V27L71 26L72 24L69 25ZM74 22H75V24H74ZM77 22H78L77 25H80V28H78L79 26L76 25ZM113 22H114V24H113ZM135 22L138 24L137 26H136V24H134ZM151 22H150V24H151ZM9 23L12 24L11 22H9ZM9 23H8V25H10ZM121 23H119V24L121 25ZM66 24L69 25V27L70 26L72 27V28L70 27V29H72L70 31L74 32V33L72 32L74 34V35L72 34V37H70L71 36V32L69 31V27ZM84 24H87V25H84ZM89 24H90V26H89ZM18 25H19V27H18ZM64 25H66V26H64ZM81 25H82V27H81ZM120 25L118 26V29H115V30H120L119 29L121 27ZM153 25H156V24H153ZM131 26H132V28H131ZM16 27H18V28H16ZM66 27H68V28L65 29ZM104 27H103V29H104ZM21 28H22V32H21ZM141 28H143L142 31H140ZM58 29L59 30L63 29L62 30L63 32H64V29H65L66 32H67V33L64 32L66 34V38H68L67 39L68 42L67 43L65 42L66 44L62 48L63 51H61V52H64V53H62L63 55L59 54V52H57L54 49V47H53V49L55 51H53L52 48L49 47L53 51V54H50L52 51H50L49 49L47 51L44 50V49L48 48V47H46V45L49 46L48 44L52 43L51 40L53 38L51 40L48 39L50 35H52L50 37H55L57 40H59V39L60 40H62V39L64 40V38H61L64 33L61 35V32H59V31L56 32V30H58ZM28 30L31 31V29H27V31ZM33 30H38L39 32L33 31ZM67 30L69 31V34H68ZM79 30L76 31V32L79 33ZM126 30L123 29L121 31L126 32ZM129 30H131V31H129ZM30 31H29V33L25 32L26 33L25 36H27V38L31 37V33L32 32H30ZM48 33H49V35H48ZM52 33L53 34L55 33V35H53ZM27 34H29V35H27ZM121 34H122V32H121ZM47 35H48V38H47ZM56 35H58V36H56ZM25 36H24V40L25 39L27 40V38ZM38 36L40 37L39 39H37ZM59 36H61V37H59ZM73 37L76 38V39H74ZM71 38H73V39H71ZM5 40H3V42ZM28 40H27V42H28ZM53 41H56V40H53ZM78 41H76L74 43V45H77ZM27 42H24V45ZM43 42L44 43H48V44L44 45ZM29 44H26L24 46L23 43H22L23 47H21V44H20L19 48H25V47L27 48V45H29ZM31 45H33V47L35 45L36 46H35V48H33V47H31ZM42 45H44V47ZM14 46H16V47H14ZM56 49H58V47ZM66 49H67V47H66ZM36 50H38V48ZM22 51H23V49H22ZM44 51H46V52H44ZM262 51H263L261 53L262 57L259 56V62H261V63L263 62L264 63V48H263ZM47 52H48V54H46ZM55 52L58 53L57 56H54ZM12 53L14 55H12ZM69 53H71L73 55L75 54L73 60H71L72 55H70L71 57L69 59V57H68ZM76 53H78V52H76ZM80 53L81 52H79L77 55L79 56ZM18 54H17V57H18ZM28 54H30V56L27 58ZM31 55L34 56V58L31 57ZM64 55L65 56L67 55V58ZM59 56H61V57L63 56V57L60 58ZM25 57H26V59H25ZM30 57L33 59L32 60L33 62H31ZM22 58L25 59V60H23ZM66 59H67V62H66ZM11 63H13V65ZM17 63H16V66H18ZM21 64H20V68H23ZM100 64H102V62ZM100 64L98 65L99 67L96 68V70L98 69V71H99V69H102V67L100 68V66H102ZM4 65H6V66H4ZM29 66H31L30 67L31 71L28 70ZM103 66H104V62H103ZM17 75H18V73H17ZM20 77H19V79H20ZM8 78H10V76ZM9 81H10V83H9ZM11 81H12L13 84H11ZM14 81H16V80H14ZM24 81H25V83L20 84V83H22ZM1 82H0V84H1ZM6 89H8V90L6 91ZM11 89H13V90H11ZM0 91H1V89H0ZM23 93H24L25 96L23 95ZM11 94H13V95H11ZM29 95H31L30 98H29ZM27 96H28L29 100L31 99L29 101L30 105H29V103H27V104L24 103L25 105H23V101L25 100L24 102H26ZM25 97H26V99H25ZM5 99H10L11 101L8 100V102H7V100H5ZM3 100H4V102H3ZM9 101L12 104H9ZM31 103L34 104V106ZM11 105L13 106L14 110L12 109ZM28 105L30 107H31V105L33 106V108H31L32 111L35 110L36 108H39V110L36 109L37 113L39 112L38 113V117H37V114H36V117H34V115L29 113V112H31V109H30V107ZM10 106H11V108H10L11 110L9 109ZM22 106H25V107H22ZM27 106L29 107V111H25V109H24V108L28 109ZM35 106H36V108H35ZM107 106L108 105L106 104V107ZM158 106L159 105L155 106V107H157L156 110L158 109ZM97 107H99V108H97ZM104 107H105V105H104ZM126 107H124V108H126ZM124 108L122 106V110L121 109L120 110L123 112L125 110ZM117 109H118V107H117ZM165 109L167 111L168 108L162 109L163 110V114L166 116V114L164 113ZM8 110L10 112H7ZM12 110L15 111V113H13L14 115L11 114ZM41 110H43V111H41ZM126 110L124 112H126ZM152 110H153V108L151 107V109L149 111H152ZM1 111H2V109H1ZM36 111H33V112H36ZM25 112H28V114L33 116V118L29 117L31 119V120H29L28 116H27L28 114H26L27 117L20 116L22 114H25ZM45 112H46L47 115H50V116H47L45 114ZM9 113L11 115H9ZM15 114H17V115H15ZM161 114H162V111H161ZM43 115H45V116H43ZM117 115L120 116V118L116 117ZM46 116H47V118L50 117V118H48L49 120L46 118V119H44L42 121V119H41L42 122L40 123V121H39L40 118L41 117L45 118ZM115 117L117 119H115ZM26 118L29 121L23 123V121H26ZM34 118H38L39 120L37 119V121H36ZM33 119L36 121L35 124L38 123V125L41 124L42 126H43L42 123L48 121L47 123H44V125H45L44 127H46V129L44 127H42V128L40 127L39 128L38 125H35V128L37 126V128L35 129L34 126H33L34 124L32 125V123L34 122V121L32 122ZM118 119H119V121H118ZM45 120H47V121H45ZM116 120H117V122H116ZM7 121H9V122H7ZM50 121H52V122H50ZM129 121H131V119H129ZM138 121H139V119H138ZM120 122L121 123L123 122V123L121 124ZM135 123H136V120H135ZM5 124H7V125L10 124V126L11 125L12 126L11 127L10 126L6 127V126H4ZM17 124L21 125V127H22V125H24L26 128L28 127L27 129H29V130L25 129L24 126H23L24 129H20L21 127H19V126L17 128ZM117 124H119L120 126H117ZM131 124L133 126V123H131ZM13 125H15V126H13ZM104 125H105V127H104ZM116 126H117L118 130H117ZM121 126H122V128H121ZM2 127L0 128L1 130H3ZM119 127L121 129H123L122 132H121V129ZM130 128H134V127H130ZM48 129L49 130L52 129V130L49 131ZM127 129L130 130L129 128H127ZM1 130H0V132H3V133L5 132V131H1ZM116 130H117L118 133L121 132L120 133L121 135L117 134ZM8 132L10 133L11 136L8 134ZM24 132H23V134H24ZM62 132H63V134H62ZM115 132H116L117 135L115 134ZM127 132H129V131H127ZM127 132H125V133H127ZM112 133H114L113 134L114 136L112 135ZM19 134L22 135V132H20ZM0 135H2V136H0V138L2 137L0 139V141H2L4 136L1 133H0ZM20 135L17 138V134H16V136L14 137V139L12 141H14V140L17 141L16 138L18 140L21 139V138L23 139V137H20ZM115 136H117V137L114 138ZM127 136H129L128 133H127ZM108 137H109L110 140L108 139ZM112 137H113V140L111 141ZM5 138H4V140H5ZM36 138H38V140H36ZM22 139L20 140V142L17 141L16 143H13L11 141L9 144H11V143H13V145H16L17 143L20 144L22 142ZM24 139H23V141H24ZM50 139H51V142H50ZM31 140L33 142V144H32L33 146H31V144H30ZM53 141H55V143ZM24 142L22 144H24ZM27 142H30V143H27ZM36 142H38V144ZM5 143H6V140H5ZM5 143H3V146L0 145V152H2L1 151L2 147H3V151L4 150L8 151L6 149L9 147V144H8V147L5 149V147L7 145L6 144L4 146ZM121 143H123V142H121ZM128 144H129V141H128ZM18 145H16V146H18ZM55 145H56V147H54ZM111 145H113V146H111ZM122 145H124V144H122ZM28 146H31V148L30 147L27 148ZM48 146H49V148H48ZM50 146L52 148L51 151H50ZM64 146H65V148H64ZM125 146H126V144L124 145V147ZM127 146H129V145H127ZM113 147L114 148L116 147L117 150L116 149L115 150H116L117 154L114 152V150H112V149H114ZM17 148H19V146ZM20 148H22V147H20ZM53 148H55L56 150L53 149ZM110 149H111V151H110ZM123 150H124V148L122 149V152H123ZM53 151H55V153ZM96 153H97V156H96ZM52 154H53V156H52ZM108 154H109V156H108ZM0 155H4V153H2V154L0 153ZM106 155H107V157H106ZM110 155H112V156L115 155V156L112 158V156H110ZM25 156H26V158H25ZM54 156H56V159L54 158ZM0 157H2V156H0ZM7 157H8V160H9V155L8 154H7ZM58 157H59V160H61V163H59L60 161L58 160ZM101 157L103 159L105 158L106 161H103V159H101ZM52 158L54 159V161L57 160V162H55V163L60 164L61 167H64V165H65L64 168L66 170L64 168H61V169L65 170V171H68V172L70 170L71 173L74 171L72 173V176H73V174H75V176H76V174L77 173L79 174V172L80 173H82V172L83 173H88L87 167H89V166L93 167V165L90 164V163H92L91 161H93V162L94 161H96V162L99 161L97 164H96V162L94 163V168H97V170H98L99 167H102V166L99 165L100 162H101L100 159L102 160L101 165H104L103 167H105L107 165L105 167L106 168L105 170L102 167L103 169H100V171L101 170L102 171L99 172V170H98L99 173L97 172L95 174L93 172L96 169H93V168L91 169V167H89L92 171L94 170L92 172V175H96V174L100 175V173H101L103 175L102 178H104V176H105V178L102 179V181L103 182L107 181V183L109 182V184H111V186H112V188L108 187L109 189H106L107 188L106 187L107 184H104L105 189H106V190H103V193H102L103 196L105 197V198L102 197V198H104V200L102 199V202H104V204L102 202H100V199H99V203H101L103 207L100 204L97 205L98 208H100V207L103 208V210L101 208H100L101 210L99 209L100 213H99V210L96 208L97 207L96 206L95 207V211H97V210L98 211L94 212L95 214L92 212V214H94L95 216L92 215V218H91L89 216V215H91V213H90L91 211L90 212H87V211L91 210L92 208L91 209L90 208L86 209V210H84V212L86 211L87 214L90 213V214H88V216H87V214H85L89 218L88 219H83L86 216L84 215L83 208L81 207V205L82 204L83 205L89 204L88 198H90V196L91 197L94 196L96 194L95 193L96 191L93 192L95 187H94V189H93V187L90 188V190L93 189L92 191H89L88 187H87V189H85L86 186H84V185L88 184V183H85L83 185L82 184L83 181L81 180V178H80V181H82V182L80 184H82V186H84L85 190H88L87 193L84 190V192L87 194L85 199L88 201V202L86 201L87 203H85V204H84L85 201H84L83 198H82L83 200L81 199L82 201L79 200V198L76 199V196H78L79 191H81V190L78 191V187H76L77 188V190H76L77 192L76 191L73 192V195H74V193H76L75 194L76 196L74 195L75 199L72 198V200L70 198H67V197H71L72 196L71 194H69V193L67 194V192L64 193L65 196L63 194V190L66 189L67 187L64 188L62 191H60L64 197H62L60 195L61 194L60 192H59L60 194L58 193L59 190H56L57 189L56 186L54 188H52L53 187V183L52 182H54V181H53V179L51 180L48 177V175H49L48 172H49V169L52 168V166L56 167L58 165V164L53 165L54 162H53V164H51V162L53 161ZM195 158H197V156L195 154H193V156H191L190 153H185V154L179 156L178 160L183 163V162L191 161L192 159L195 160ZM107 159L108 160L110 159V161H108ZM116 159H117V157L115 158V160ZM0 160L2 161L3 159L0 158ZM4 160H5V158H4ZM4 160L2 161L3 163H5ZM13 160L11 159L9 162L11 163V161H13ZM6 161H7V159H6ZM89 161H90V163H89ZM49 162H50V164H49ZM62 162H63V164H62ZM103 162H106V164H104ZM95 164L97 165V167H96ZM10 165H12V164H10ZM60 165H58V166H60ZM114 165H116V166L114 167ZM122 165H124V164L122 163ZM14 166H15V164H14ZM48 166H49V168H48ZM84 166H86V168H84ZM3 167L0 168L1 169L0 173L2 172V169L4 170L5 167L4 168ZM68 167H69V169H68ZM121 167H123V166H121ZM123 168L126 169L127 167H123ZM234 168H235V170H234ZM9 169H7V170H9ZM45 169H46V171H45ZM56 169L54 168L52 170L53 173H54V170H56ZM61 169L59 167V170H61ZM84 169L87 170V172H84ZM7 170H5V171H7ZM128 170L129 169H127V171ZM75 171H76V173H75ZM109 171H110V173H109ZM120 171H122V170H120ZM127 171H124V172H127ZM8 172H10V170L7 171V173ZM62 172L63 171H61V173ZM70 172H69V174H70ZM89 172H90L89 174H91V171H89ZM103 172L105 173V175H104ZM4 173L6 174V172H4ZM16 173L18 175L19 174L20 175L17 176ZM49 173H50L49 176L53 175V173L51 172V169H50ZM57 173H59V171H57ZM22 174H24V176H22ZM33 174H35V178H33L34 177ZM62 174H59V175H61L63 177ZM109 174H111L112 177ZM10 175H9V177H11ZM59 175L57 174V176H59ZM118 175L120 176L121 174L118 173ZM31 176H33L32 177L33 179H31ZM39 176H42L40 178H42V180L45 181V182L48 181L47 179H50L52 181V182L49 181V183H51L50 186L48 185L47 188L45 189V186H44L45 183H43L41 181V179H40L41 182L40 181L37 182L36 180H39L38 179ZM80 176H81V174H79V177ZM86 176H87V174H86ZM122 176H123V173H122L121 177ZM45 177H48V178H45ZM64 177H66V178L68 177L69 178V175H67V176L64 175ZM70 177H71V175H70ZM83 177L84 176H82V178ZM91 177H93L95 179V176H91ZM1 178H3V177H1ZM76 178H78V177H76ZM93 178H92V180H93ZM57 179H59V178L57 177ZM57 179L55 181L59 182V180H61L62 178L59 179V180H57ZM71 179H73V178L71 177ZM71 179L69 181H71ZM86 179L87 178H85V180ZM88 179H89V177H88ZM96 179H97L98 183L102 182V181H98V179L101 180V175H100V178H98V176H97ZM26 180H27V182H26ZM89 180L85 181V182H89L90 183L91 180L90 181ZM157 180L158 181L160 180L164 184L163 185H161L162 183L161 184H157V182H156ZM33 181H35V182H33ZM67 181H68V179H67ZM67 181L65 180V182H64V180H61L60 182H62V184L64 182V184H65ZM76 181H78V180H76ZM20 182H22L23 184L22 183H21L22 185L19 184ZM36 182L39 183L40 185L37 184ZM71 182L75 183V180H72ZM15 183H17V184H15ZM29 183H31V184H29ZM70 183H69V186H70ZM42 184H43V188H44L43 190H45L44 192L45 193L49 192L48 194L46 193L47 195L43 194L44 198H45V196H47L45 198L46 201L44 200L43 196H41V192H43L41 190ZM54 184L58 185V186H61V184H56V182ZM18 185L21 186V187L23 186V188L19 187ZM51 185H52V187H51ZM67 185H68V182H67ZM97 185H99L100 187H103V186H101V185H103V183H100V184H97ZM203 185H205V186H203ZM1 186H2V188H1ZM13 186H15V187L13 188ZM29 186L32 189H34L36 187L35 188V192H34V190L30 189ZM78 186H80V185L78 184ZM7 187L8 188L10 187L9 189H11V190L8 189L9 191H6ZM25 187H26V191H24ZM100 187H99V190H100ZM4 188H6V189H4ZM19 188H21V190ZM59 188L62 189L63 187H59ZM73 188L74 187H72V189ZM76 188H74L73 190H75ZM97 188L98 187H96V189ZM159 188H162V189L165 188L163 190H166V192L163 191V190H161V191H163V192H161ZM22 189H23V191H22ZM81 189L83 190V188H81ZM18 190H20V191L18 192ZM30 190H32V191H30ZM36 192H38V193H36ZM81 192H83V191H81ZM85 193H82V194H85ZM11 194H12V196H11ZM14 194H15V196H14ZM68 195H71V196H68ZM88 195H90V196L88 197ZM81 197H83V195ZM41 198H42V200H41ZM47 198H48V200H47ZM43 200L45 202H43ZM79 201H81V205L79 204L80 203ZM28 202H30V203L28 204ZM10 203H12L14 206L12 204L10 205ZM45 203L46 204L48 203L46 205L47 207L45 206ZM105 203H106V205H105ZM23 204H26V207L29 206L27 208L28 210L26 209V207L25 208L22 207ZM43 205H44V207H43ZM86 206L87 207H91V204L86 205ZM16 207H18V208H16ZM38 207L43 209V212L40 209V211L42 212V216H38L39 213H41L39 211ZM147 207H149V208H147ZM30 208H31L32 211L37 210L38 211V215L37 214L35 215L32 211H30ZM85 208L86 207H84V209ZM143 208L147 209L148 212L149 211L151 212V213H148V214L146 213L147 211L145 212L147 214L144 217L145 219L143 218V215H144ZM79 209H82V210H79ZM19 210L20 211L25 210V212L23 211L22 213H20ZM27 211H30V212H27ZM78 211H80L81 214L78 213ZM101 211L102 212L105 211V212L102 214ZM153 211H154V213H153ZM7 212L9 214L13 213V215L12 216L10 215V217L9 216L7 217V215H6ZM16 212H17V214H14ZM34 212L37 213L36 211H34ZM18 213H20V214H18ZM28 213L30 214L31 217H32V214H33L34 218L32 217L33 218L32 219L29 215L27 216ZM82 213H83L84 217H81ZM109 213H111V214H109ZM136 214L138 216H136ZM14 215H16V216L18 215V217L20 219L18 217L14 216ZM36 216H38V217H36ZM146 216H147V218H146ZM6 217H7V219H9V218L10 219L7 220ZM39 217H41L40 218V220H41L40 222H38ZM105 217L102 218V219L105 220ZM12 218L13 219L15 218V219L13 220ZM26 218L28 220L32 219L33 221L31 220L32 222H30V220L28 221ZM35 218L36 219L38 218L37 221L35 220ZM106 219H107V217H106ZM24 220L26 222H24ZM27 221L30 222V223H28ZM23 222L25 223L24 225H23ZM9 223H11V224H9ZM45 223H43V224H45ZM22 225H23V227H22ZM33 225H35V224H33ZM83 227H84V229H82ZM86 229L89 230V233H88V231H86ZM61 230H62V233H60ZM155 230H153V231H155ZM13 231H15V232L13 233ZM19 234L17 236L20 237ZM22 234H24V233L21 232V235ZM130 234H128V235L125 234V236L122 239V242H124V243H122V242L120 243V244H123L126 247V249H124L125 248L124 246H122V248H121L120 244L119 245L117 244L118 247L115 248V250L112 249L113 246L115 247V245H116L115 243L119 242L120 239H118V241H117V239H115V241L113 240L115 242V243L113 242L114 244L111 242L113 244V245L111 244L112 245L111 249L113 250L111 252L114 255H112V253L110 252V255H112V258L110 257L111 260L109 258H105L106 260H108V261L109 260L110 261H114L115 260V262H112L113 264H147V261L145 260V256H144L145 254L143 255L144 250H143V252H141L142 249H143V246L141 245L142 246L141 247L140 244H138V243L136 245L135 242L137 240L133 236L134 233L132 235H130ZM146 234H147V236H146ZM14 235H16V234H14ZM17 236L14 237L15 239H17L16 242H14V244H16V246L14 244H11L12 246L14 245L12 248L15 251L22 245L21 244L22 242H21L20 246H17V244H18L17 242H18V238H19V237L17 238ZM126 236H127V238L129 237V239H127ZM131 236H133V237L131 238ZM20 241H21V238H20L19 242ZM164 241L166 242V240H164ZM137 242H139V241H137ZM12 243H13V240H12ZM30 244H31V242H30ZM128 244H130V245H128ZM133 244H135V247L138 246L139 248L137 247V249L135 248L133 250V248H134ZM131 245H133V246H131ZM119 248L123 249L122 253H120V254H119V252H121V251H120ZM116 249H119V250L117 251ZM18 251H20V250H18ZM114 252H116V253L118 252L117 254L119 255V257ZM24 255H23V257H24ZM113 256L115 258L116 257L117 258L114 259ZM150 257H153V256H150ZM150 257H147V258H150ZM155 257H157V258H155ZM28 260H26V262H25L26 264H27ZM151 260H152V258H151ZM151 260L149 259L148 261H151ZM18 262L19 261H16V263H18ZM22 262L24 263L23 260H22ZM16 263L14 262V264H16ZM29 264H30V262H29Z\"/></svg>",
	"mask_w": 264,
	"mask_h": 264
}]
</instances>
